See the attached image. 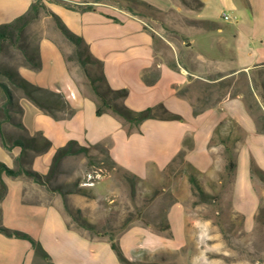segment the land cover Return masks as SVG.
Listing matches in <instances>:
<instances>
[{"label": "crops", "instance_id": "1", "mask_svg": "<svg viewBox=\"0 0 264 264\" xmlns=\"http://www.w3.org/2000/svg\"><path fill=\"white\" fill-rule=\"evenodd\" d=\"M32 1L0 0V24L24 13ZM67 1L93 5L90 10L73 11L60 4H48L101 62L107 85L127 90L124 104L134 111L162 104L182 118H149L128 134L116 115L96 116L94 98L78 91L57 47L62 66L70 76L65 85L71 94L64 98L73 112L87 110L93 122L84 129V143L105 142L110 160L143 181L154 180L168 169L184 147V163L214 180L226 169L227 155H232L235 170L228 204L242 217L243 230H252L259 196L250 176V163L264 170V132L258 131L242 95L225 96L194 114L186 88L192 80L189 76L212 83L240 71L249 75L253 68L264 65V0H200L198 8L182 7L175 0H144L157 8L165 26L176 32V44L149 27L155 34L152 36L144 28V20L115 5L96 0ZM224 13L231 16L230 21L222 19ZM163 47L168 51L170 47L172 53L158 60ZM24 68H18L22 75L28 72ZM217 76L220 78L212 80ZM186 137L190 141L184 146ZM19 150L15 146L7 151L0 144V161L13 166ZM47 170L38 172L44 174ZM3 180L7 192L0 203L1 223L26 231L38 240L53 264H120L105 236L90 235L85 227L73 226L68 220L65 202L81 212L86 205L84 197L70 194L64 201L58 193L42 192V196L38 193L40 187L26 177L3 175ZM165 219L164 230L141 223L125 228L117 236L123 254L137 264H169L166 258H154L182 248L192 228L180 199L168 206ZM29 245L26 240L0 233V264H30L34 254Z\"/></svg>", "mask_w": 264, "mask_h": 264}, {"label": "rangeland", "instance_id": "2", "mask_svg": "<svg viewBox=\"0 0 264 264\" xmlns=\"http://www.w3.org/2000/svg\"><path fill=\"white\" fill-rule=\"evenodd\" d=\"M99 1L118 5L117 0ZM119 2L122 5L126 3L123 0H118ZM175 2L185 8L196 7L195 0H175ZM137 9L143 10L142 7ZM152 15L155 18L145 16L142 19L176 44V32L165 26L162 14L154 12ZM23 41L29 51L38 50L41 59V68L38 70L24 68L28 72L24 75L20 74L23 78L52 91L61 90L60 93L64 97L68 93L71 94L65 85L70 72L78 91L95 99L88 78L74 60L66 61L69 72L64 70L63 60L59 58L61 57L59 50L67 56L71 53L72 46L59 34L49 16L42 13L32 22L25 30ZM168 49L169 51L165 47L162 48L158 60H164L172 53V49L170 47ZM21 63L22 58L17 50L0 52V68L7 66L18 69ZM261 69V74L257 73L259 78L257 84L258 91L263 94L264 67ZM90 72L96 76L100 75L97 65L90 67ZM189 78L192 80L186 88V94L197 106L213 104L232 91L226 85L214 83L210 87V83L191 76ZM225 81L227 82L228 78ZM238 81L240 85L239 78ZM11 88L15 99L24 107L21 121L27 127L29 134L42 131L51 141L50 149L38 159L37 163L32 165L36 155L29 157L30 168L32 165L33 169L45 172L55 150L70 139L89 147L88 155L78 154L64 158L57 176L47 185L37 184L40 187L39 194L58 193L49 189V187H58L65 192V196L75 194L84 197L86 205L84 211L80 213L76 212V208L70 202L69 204L65 202L68 209L64 210L73 226L84 228L81 219L85 218L93 225L92 229H86L90 235H103L107 239L112 235L117 237L133 223L148 225L154 230H164L167 227L165 217L168 206L180 199L184 204L188 226L192 231L189 232L182 248L169 252L166 256L159 255L154 260L159 261L163 257L169 264H264V221L261 224L254 223L250 231L243 230L242 217L228 204L232 180L226 176L225 169L217 174V180H214L206 174L191 169L180 157H176L168 169H164L154 180L137 179L108 158L105 142L93 145L84 143V129L93 125L87 110L78 109L73 112L66 103V108L58 113L65 117L54 119L23 97L20 91ZM71 110L72 114L69 115ZM252 113L255 117L259 116V111L254 108ZM7 131L15 135L19 134V131L11 126H7ZM6 164L12 166V163ZM190 174L196 176L208 196L202 198L197 195L188 180ZM253 183L259 196V203L264 209V182L255 177ZM78 188L83 190L78 191ZM166 233L169 234V231L166 230ZM27 244L29 245V242ZM30 264H47V262L40 257H33Z\"/></svg>", "mask_w": 264, "mask_h": 264}, {"label": "trees", "instance_id": "3", "mask_svg": "<svg viewBox=\"0 0 264 264\" xmlns=\"http://www.w3.org/2000/svg\"><path fill=\"white\" fill-rule=\"evenodd\" d=\"M126 3L121 4L120 2L115 5L118 8L124 9L132 15L139 18L145 16L153 17L152 13L159 12L150 3L144 0H123ZM196 1V7L198 8L202 5L200 0ZM95 2H101L96 0ZM56 3L63 7L73 10H90L93 9V5L84 3H72L67 0H33L29 5L28 9L17 16L10 22L0 24V52L9 51L10 49L17 50L22 58L21 66H25L34 70L41 68V60L39 51H29L26 44L23 41L24 33L27 27L34 21H36L42 13L49 16L53 21V24L59 34L72 46V51L69 55L65 56L64 60H74L78 66L83 70L84 74L88 78V82L92 92L95 95V115L100 116L104 113H111L119 117L123 124L126 126V132L129 134L133 130H137L142 121L149 118L158 119H172L181 120V116L171 113L164 108L162 104H157L155 106L146 107L140 111H134L127 107L123 100L127 94L126 89H112L110 88L104 80L101 70V62L92 56L89 52L88 45L84 39L72 32L67 25L64 23L62 18L53 12L48 4ZM142 7L143 10L137 9ZM143 20V19H142ZM151 27L147 22L144 21V28L150 31L152 36H155L154 32L149 28ZM67 63V62H66ZM97 65L100 69V75L96 76L90 72V67ZM262 67L253 68L249 75L245 71H240L238 74H234L228 78V81L217 80L220 77L212 78V80H217L210 83V87L214 83L219 85H226L232 91L227 95L228 97H234L236 95H242L243 100L250 114L253 116L257 129L260 132H264V93L261 94L258 91L257 76L262 72ZM233 73V71L231 72ZM256 73V74H255ZM238 78L241 80L239 85ZM101 82L103 85H101ZM261 83L263 81L261 80ZM264 85V84H263ZM21 92L22 96L30 100L35 104L40 110L45 114L51 116L54 119H62L64 115H58L59 112L66 108V101L60 92L52 91L41 86H38L25 78H23L18 72L17 68H11L3 66L0 68V144L1 146L10 151L13 147H19V153L13 158V166L10 167L4 162L0 161V203L7 192V186L3 180V175L9 177H26L32 180L34 183L39 185H47L48 182L55 178L58 174L61 162L67 156H74L78 154L88 155L89 147L87 145H82L74 139H70L63 146L58 147L54 154L51 156L49 161L48 170L46 173L42 174L38 171L31 169L28 166V159L32 155H42L46 153L51 147V141L43 134L41 131H37L35 134H29L27 128L24 126L20 120V116L23 113V109L20 103L15 99L12 88ZM178 94H182V90H178ZM249 98V99H248ZM219 100V99H218ZM250 102H252L250 104ZM194 105V114L199 113L205 107L204 105L197 106ZM259 111V116L255 117L252 113V109ZM72 114V110L69 115ZM18 116V117H16ZM7 126L19 131V134L15 135L7 131ZM190 139L186 137L184 139V146L189 144ZM227 149V148H226ZM184 149H181L176 157L183 158ZM108 158H110L108 156ZM227 163L225 173L228 178H233L235 160L232 155H227ZM250 176L252 179L255 177L264 182V170L259 168L253 161L250 163ZM188 180L193 188V190L200 197L208 196V193L201 186L196 176L190 174ZM51 191H57L62 195L65 201V192L59 190L58 187H49ZM78 191H82V188H78ZM65 208L68 209L66 203ZM76 212L80 213L77 209ZM1 205H0V233L6 237H13L17 239L26 240L31 245L34 257H40L47 262V264H53L47 252L42 247L41 243L33 238L30 234L25 231L10 228L4 226L1 223ZM264 221V209L259 203L258 209L255 214V223H263ZM83 227L86 229H92L93 225L85 218L81 219ZM125 230V229H124ZM123 230V231H124ZM110 242L111 249L115 253L120 264H137L135 261L129 260L122 252L117 237L113 235L108 238Z\"/></svg>", "mask_w": 264, "mask_h": 264}, {"label": "built area", "instance_id": "4", "mask_svg": "<svg viewBox=\"0 0 264 264\" xmlns=\"http://www.w3.org/2000/svg\"><path fill=\"white\" fill-rule=\"evenodd\" d=\"M222 19L224 21H230L231 20V16L228 13H224V14H222Z\"/></svg>", "mask_w": 264, "mask_h": 264}]
</instances>
